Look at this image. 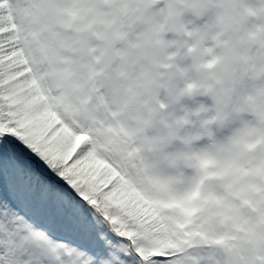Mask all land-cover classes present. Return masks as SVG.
Returning a JSON list of instances; mask_svg holds the SVG:
<instances>
[{
    "label": "snow or ice",
    "instance_id": "1",
    "mask_svg": "<svg viewBox=\"0 0 264 264\" xmlns=\"http://www.w3.org/2000/svg\"><path fill=\"white\" fill-rule=\"evenodd\" d=\"M0 264H264V0H0Z\"/></svg>",
    "mask_w": 264,
    "mask_h": 264
}]
</instances>
